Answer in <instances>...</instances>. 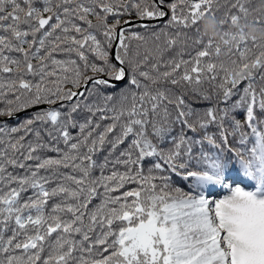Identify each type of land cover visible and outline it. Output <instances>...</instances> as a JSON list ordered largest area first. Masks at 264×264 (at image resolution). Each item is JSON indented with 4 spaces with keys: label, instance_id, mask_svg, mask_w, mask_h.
I'll list each match as a JSON object with an SVG mask.
<instances>
[{
    "label": "snow or ice",
    "instance_id": "6c2138e0",
    "mask_svg": "<svg viewBox=\"0 0 264 264\" xmlns=\"http://www.w3.org/2000/svg\"><path fill=\"white\" fill-rule=\"evenodd\" d=\"M0 264H264V0H0Z\"/></svg>",
    "mask_w": 264,
    "mask_h": 264
}]
</instances>
